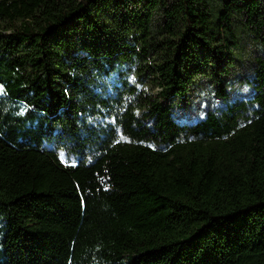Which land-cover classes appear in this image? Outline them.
I'll list each match as a JSON object with an SVG mask.
<instances>
[{
    "label": "trees",
    "instance_id": "1",
    "mask_svg": "<svg viewBox=\"0 0 264 264\" xmlns=\"http://www.w3.org/2000/svg\"><path fill=\"white\" fill-rule=\"evenodd\" d=\"M0 264H264V0H0Z\"/></svg>",
    "mask_w": 264,
    "mask_h": 264
},
{
    "label": "rangeland",
    "instance_id": "2",
    "mask_svg": "<svg viewBox=\"0 0 264 264\" xmlns=\"http://www.w3.org/2000/svg\"><path fill=\"white\" fill-rule=\"evenodd\" d=\"M254 47L252 43H249L243 50L240 60L241 62H235V70L232 76L228 79L227 91L229 92L230 99L233 98H246L248 93L252 95L250 91V86L247 83L250 79V68L249 63L246 60H249L252 57ZM239 55V54H238ZM246 89V90H245ZM207 97L210 102L217 107L222 105L220 99L215 98L211 85L206 80H201L199 82V87L193 91L190 98L193 100L192 107L186 108L183 111L179 112V116L188 122L195 121L200 118L203 113L205 106L208 105ZM211 106V105H210Z\"/></svg>",
    "mask_w": 264,
    "mask_h": 264
},
{
    "label": "snow or ice",
    "instance_id": "3",
    "mask_svg": "<svg viewBox=\"0 0 264 264\" xmlns=\"http://www.w3.org/2000/svg\"><path fill=\"white\" fill-rule=\"evenodd\" d=\"M246 90V89H245Z\"/></svg>",
    "mask_w": 264,
    "mask_h": 264
}]
</instances>
